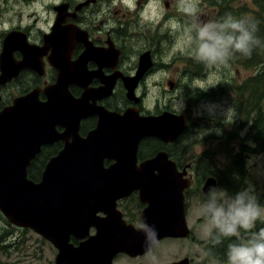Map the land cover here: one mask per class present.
Masks as SVG:
<instances>
[{
  "label": "water",
  "instance_id": "1",
  "mask_svg": "<svg viewBox=\"0 0 264 264\" xmlns=\"http://www.w3.org/2000/svg\"><path fill=\"white\" fill-rule=\"evenodd\" d=\"M151 66L150 52L142 54L135 77L124 79L126 96L135 106L122 116L93 110L99 123L86 139L77 137L76 127L68 129L83 110L85 95L75 101L54 87L46 103L38 102L33 92L0 111V212L10 224L50 242L58 251L55 264H113L120 253L135 258L164 239L190 236L183 193L190 184L182 180L176 163L160 151L138 166L142 141L153 138L172 144L189 127L184 114L140 115L136 89ZM169 87L173 90V83ZM57 124L68 127L66 132L57 134ZM57 141L65 147L48 162L41 182L30 180L28 167L41 146ZM104 159L115 164L104 169ZM215 187V179L209 178L203 193ZM135 191L146 205L141 212L144 229L128 224L117 210V201ZM72 238L80 241L78 246Z\"/></svg>",
  "mask_w": 264,
  "mask_h": 264
},
{
  "label": "rangeland",
  "instance_id": "2",
  "mask_svg": "<svg viewBox=\"0 0 264 264\" xmlns=\"http://www.w3.org/2000/svg\"><path fill=\"white\" fill-rule=\"evenodd\" d=\"M123 3L129 10V65L135 62L140 50L135 51L144 46L155 50L161 67L136 93L144 99L143 107L150 113L172 110L190 117L189 130L169 152L184 164L192 165L196 180L187 203L192 236L164 240L140 258L139 263L126 264H172L186 258L189 264H222L206 254L211 234L216 229L212 223L215 212L222 210L227 216L242 202L245 207L257 209L260 215L256 220L264 221L263 155L249 159L244 195L239 194L233 201L229 186L222 185L225 190H220V177L236 175L231 172L232 161L241 138L251 126L253 110L249 112L244 106L248 109L250 101L253 104L255 99L247 104L245 99L249 98V92L242 90V96L239 88L256 75V69L243 66L239 52L231 47L226 50L223 63L217 60L210 64L201 59L200 45L211 42L201 40L199 33L210 25V30L222 37L238 36L239 33H233L226 26L248 25L256 17L258 7L253 0H123ZM197 75L199 80L194 79ZM168 81L174 83L173 90ZM230 108L234 109V115H229ZM262 108L264 110V102ZM210 176L217 179L219 187L204 196L202 187ZM232 190L236 192L240 188ZM259 198L262 205H258ZM134 224L139 227L140 223ZM57 253L46 240L29 229L10 224L0 212V264H55Z\"/></svg>",
  "mask_w": 264,
  "mask_h": 264
},
{
  "label": "flooded vegetation",
  "instance_id": "3",
  "mask_svg": "<svg viewBox=\"0 0 264 264\" xmlns=\"http://www.w3.org/2000/svg\"><path fill=\"white\" fill-rule=\"evenodd\" d=\"M128 16L129 10L123 0H0V111L33 92H37L35 98L38 102L46 103L49 101L48 90L57 87L66 98L75 101L85 95L81 103L83 110L79 109L75 115L76 123L68 128L64 122H60L64 125L55 126L57 134L76 127L77 137L86 139L98 127L99 117L92 114L95 109L102 108L122 116L127 109L135 106L126 96L124 79L135 77L140 56L150 52L152 66L139 82L136 92L161 70L155 50L144 46L135 51L140 50L135 62L129 65ZM199 78L197 75L194 79ZM170 83L168 81V86ZM88 92L94 96L89 97ZM140 99L137 107L141 115L161 114L160 110L157 114L146 111L144 99ZM147 140L168 147L158 139ZM147 140L139 146L138 166L161 151L152 157L142 156L141 147ZM64 147L63 141L41 146L28 167V178L40 183L46 165ZM171 157L178 173L183 175L182 180L191 182V186L184 189L187 209L190 191L196 186L192 165L184 164L173 155ZM114 164L115 161L104 159L103 168L109 169ZM145 206L140 202L138 191L117 201V210L122 213L123 219L133 225L139 222V227ZM98 215L104 216L101 212ZM95 232L93 228L90 233L94 235ZM71 243L78 246L80 241L72 238ZM143 256L134 258L120 253L113 264L119 261L123 264L132 261L139 263Z\"/></svg>",
  "mask_w": 264,
  "mask_h": 264
},
{
  "label": "trees",
  "instance_id": "4",
  "mask_svg": "<svg viewBox=\"0 0 264 264\" xmlns=\"http://www.w3.org/2000/svg\"><path fill=\"white\" fill-rule=\"evenodd\" d=\"M253 1L258 7L256 17L248 25L246 24L244 26L253 35L255 43L252 46L251 56H244L239 53L243 66H255L254 68L256 69V75L247 80L239 88V94L242 96H244L242 90L249 92V98L245 99L247 104L253 97L255 99L253 104L250 101L248 106L249 110L244 106L249 112L251 109L253 110V114H251L253 118L251 119L249 130L239 142L232 161L231 172L236 174L235 177L231 178L227 175L220 177V190L223 189L222 185L229 186L230 189L226 190L229 191L228 193L233 201L237 200L239 194H245L244 189H246L245 185L248 180L247 164L249 159L253 156H264V110L262 108V103L264 102V0ZM162 149H164V146L159 142L147 140L142 144L141 152L144 157H152ZM235 187H239L240 190L234 192L232 188ZM261 198L263 199V197ZM261 198H259L260 201ZM262 204V201L258 202V205ZM261 230H264V221L259 219L255 221L253 227L248 232H245L243 229H238L239 236L226 237L216 228L212 232L210 242L206 247L207 255L212 259L220 261L222 264H227L229 245L246 243L253 234L258 235Z\"/></svg>",
  "mask_w": 264,
  "mask_h": 264
},
{
  "label": "clouds",
  "instance_id": "5",
  "mask_svg": "<svg viewBox=\"0 0 264 264\" xmlns=\"http://www.w3.org/2000/svg\"><path fill=\"white\" fill-rule=\"evenodd\" d=\"M226 27L230 28L233 33H239V35L222 37L211 31L210 25L200 30V39L211 42L200 45L198 55L201 59L209 61L210 64H215L217 60L223 63L222 58L229 47L244 56H251L255 41L244 24L231 23ZM228 112L229 115L235 114L234 109L231 108ZM259 215L257 209L252 206L245 207L241 202L238 206L233 207L227 216L222 210H217L212 223L226 237L239 236L238 229H243L245 232L250 231ZM141 228L144 229L145 225H141ZM228 264H264V230H261L258 235L253 234L246 243L230 244Z\"/></svg>",
  "mask_w": 264,
  "mask_h": 264
}]
</instances>
